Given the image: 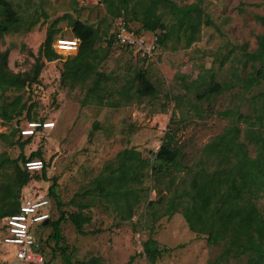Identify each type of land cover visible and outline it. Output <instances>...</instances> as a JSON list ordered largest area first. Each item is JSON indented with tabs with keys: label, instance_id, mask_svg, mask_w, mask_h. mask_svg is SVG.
I'll use <instances>...</instances> for the list:
<instances>
[{
	"label": "rangeland",
	"instance_id": "rangeland-1",
	"mask_svg": "<svg viewBox=\"0 0 264 264\" xmlns=\"http://www.w3.org/2000/svg\"><path fill=\"white\" fill-rule=\"evenodd\" d=\"M10 1L23 19L38 18L30 30L3 36L0 50H8L11 71L31 69L48 25L67 13L98 28L100 39L95 47L99 46L100 53H106L97 67L107 75L102 103L95 99L83 102L90 81L73 89L60 85L62 63L67 57L44 60L38 81L22 92L23 100L28 105L34 104L31 115L54 121V127L38 133L22 149L20 144L25 139L18 138L17 132L14 144L0 140L1 158L17 159L21 151L27 157L39 149L50 161L47 177L56 178L54 191L62 203L58 207L51 197V220H56L61 212L77 209L69 204L75 193L79 194L76 202L88 204L83 209V213L90 216V221L83 226L85 233H78L73 223L64 219L60 224L62 241L57 246L49 238L43 246L46 260L50 264H66L59 250L61 246L67 250L72 262L97 258L101 264H127L132 257L129 264H209L217 259L222 245L208 244L205 235L191 231L179 212L171 216L160 215L166 203L158 200L159 189L164 188L162 194L168 196L165 186H169L171 192L187 185L191 167H196L203 145L233 123L243 130L245 121L236 120L234 113L253 115L254 109L259 107L264 80L245 87L243 80L252 67L243 53L257 48L256 38L263 32V27L255 16L263 14L264 0H200L203 14L212 25L202 24L198 38L188 47H184L182 35H174L165 45H159L154 57L148 60L113 43L114 23L107 13L105 0ZM173 1L178 5L197 2ZM158 12H163L166 23L171 22L167 8L160 6ZM56 26L59 28L56 38L74 37L66 20H60ZM138 70L145 71L156 93L153 96L135 95L127 100L125 90L128 86L134 90L138 85ZM216 83L221 84L216 94L198 96ZM16 94L7 92L6 100L10 101ZM114 100H119L120 104L113 106ZM18 118L19 126L31 121L25 112L11 121L0 119V132L10 133ZM166 132L173 134V140L183 154L180 168L172 171L176 184L170 186L169 176L160 180L145 178L142 187L150 188L147 197L135 206L132 217L126 219L121 218L112 203L87 192L92 187L90 181L107 162L114 160L118 151L135 147L143 156H149L158 150ZM240 139L243 140L242 133ZM248 147L254 155L255 147L252 144ZM19 161L20 158L18 164L21 165ZM13 177V164L0 167V189L11 183ZM51 182L38 179L31 184H35L39 192H48ZM31 184L16 190L19 200L31 192ZM149 200L156 202L149 207ZM257 206L264 212V197L257 200ZM51 230L50 226H43L40 233L45 238ZM149 237L155 239L159 247L169 249L154 263L149 262L142 249V242ZM12 260L13 246L1 244L0 264H10ZM218 264H247V256L230 257Z\"/></svg>",
	"mask_w": 264,
	"mask_h": 264
},
{
	"label": "trees",
	"instance_id": "trees-1",
	"mask_svg": "<svg viewBox=\"0 0 264 264\" xmlns=\"http://www.w3.org/2000/svg\"><path fill=\"white\" fill-rule=\"evenodd\" d=\"M105 1L112 22L122 17L129 24L136 22V25L131 24L136 31L157 32L158 47L165 45L174 35H182L185 39L184 47H188L198 38L202 24L212 25L210 19L203 14L200 0L184 5H178L173 0ZM160 6L167 8L170 13V23L164 21L163 12H158ZM255 18L263 27V32L256 38L257 48L252 52L243 53V57L251 62L252 67L249 75L243 80L245 87H251L264 80V8L263 14L256 15ZM60 20H66L73 36L79 39L77 53L67 57L62 63L60 85L73 89L90 81L83 102L95 99L97 103H102L103 83L107 75L97 69L106 55L105 52L100 53L99 46L95 47V43L100 39L99 30L67 13L48 25L29 71H11L8 66V50H0V119L3 122L22 116L23 112L28 120L45 121L30 114L34 104L28 105L27 101L23 100L22 92L38 81L44 60L60 59L52 46L59 33L56 25ZM37 22L38 18L23 19L10 0H0V42L4 35L23 29L30 30ZM111 37L114 44L132 52L116 43L113 31ZM137 57L146 59L139 55ZM136 80L138 85L134 90L132 86L126 88L125 99L130 100L135 95H155L156 88L144 70L137 71ZM220 86L219 83L211 85L198 96L201 98L214 95L220 91ZM7 92L17 94L7 101ZM121 93L123 94L122 91ZM114 101L113 106L120 104L119 100ZM254 110L253 115L234 113L236 120L245 121L243 130L233 123L203 145L196 167H191L192 173L187 185L176 187L171 192L170 187L165 186L168 196L162 194L164 188L159 189L158 200L166 203L160 215L171 216L179 212L191 231L197 235H205L208 244L222 245L220 256L209 264H218L221 260L241 255L247 256V264H264V212L257 206V200L264 197V92L261 93L259 107ZM19 119H16V127L10 133L0 132V140L14 144L16 132L19 134L18 138H22L17 127ZM43 130L39 128V133ZM241 133L243 140L240 139ZM36 135L38 134L24 138L20 144L21 149ZM248 144L255 147L254 155L250 154ZM182 155L173 140V134L169 132L165 133L158 150L151 152L149 156H143L135 147H125L90 181L92 187L87 192H92L99 200L112 203L121 218H131L135 206L147 197L150 190L142 187L144 179L155 177L160 180L169 176L170 186L176 184L172 171L180 168ZM18 158L21 165L26 160L40 158L44 162V168L40 172L27 171L18 164ZM18 158L0 157V167L10 163L14 165L12 182L6 183L0 189V221L6 215L17 211L23 195L19 200L16 190L27 184L29 186L38 179L52 181L47 196L50 199L53 197L58 207L62 206L54 191L56 178L47 177L50 161L43 157L41 151L37 149L27 157L21 151ZM78 195L75 193L69 200V204L75 206L76 210L61 212L56 220H51V212L46 223L40 225L41 229L43 226H50L52 229L47 237L43 238L40 233L36 239L37 246L44 255L43 246L49 238L53 239L57 246L62 241L60 224L64 219L70 220L78 233H85L83 226L90 221V216L84 214L83 209L88 207V204L76 202ZM155 202L149 200L147 205L150 207ZM142 249L149 262L154 263L168 248L159 247L157 241L149 237L142 242ZM59 250L66 264H101L97 258L88 262H72L63 246L59 247ZM131 259L132 257L127 264ZM42 264L50 262L45 260Z\"/></svg>",
	"mask_w": 264,
	"mask_h": 264
},
{
	"label": "built area",
	"instance_id": "built-area-1",
	"mask_svg": "<svg viewBox=\"0 0 264 264\" xmlns=\"http://www.w3.org/2000/svg\"><path fill=\"white\" fill-rule=\"evenodd\" d=\"M113 32L118 45L129 48L134 54L142 58L152 59L158 49V33L136 31L134 26L118 17L114 20ZM149 33V36H145ZM60 59L73 56L77 53L79 39L56 38L52 44ZM54 121H28L17 126L22 137L26 138L39 133V128L52 129ZM16 127V125H15ZM22 167L27 171L40 172L44 162L40 158L26 160ZM31 192L22 196L16 212L2 218L0 224V247L13 246L14 260L10 264H42L45 255L37 246V237L40 234V225L51 216V199L46 190L39 192L35 184H31ZM38 232V235L35 232Z\"/></svg>",
	"mask_w": 264,
	"mask_h": 264
},
{
	"label": "water",
	"instance_id": "water-1",
	"mask_svg": "<svg viewBox=\"0 0 264 264\" xmlns=\"http://www.w3.org/2000/svg\"><path fill=\"white\" fill-rule=\"evenodd\" d=\"M45 223H46V221L43 222V224H45Z\"/></svg>",
	"mask_w": 264,
	"mask_h": 264
}]
</instances>
